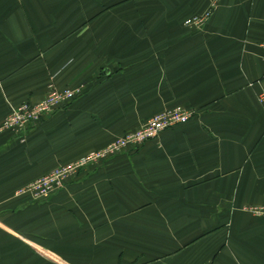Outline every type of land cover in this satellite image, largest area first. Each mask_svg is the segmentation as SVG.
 <instances>
[{"label":"crops","instance_id":"obj_1","mask_svg":"<svg viewBox=\"0 0 264 264\" xmlns=\"http://www.w3.org/2000/svg\"><path fill=\"white\" fill-rule=\"evenodd\" d=\"M263 43L264 0H0V125L78 89L23 139L0 129V264H264ZM177 106L194 116L15 194Z\"/></svg>","mask_w":264,"mask_h":264},{"label":"built area","instance_id":"obj_2","mask_svg":"<svg viewBox=\"0 0 264 264\" xmlns=\"http://www.w3.org/2000/svg\"><path fill=\"white\" fill-rule=\"evenodd\" d=\"M211 8L201 14L184 20L186 26L200 27L208 21ZM264 48V43L262 44ZM264 60V53L262 56ZM78 89L73 87H57L50 82L47 85L45 96L35 102L23 101L17 105H10V111L2 121L0 129H8L23 139L28 128L55 109L67 104L76 95ZM260 100L264 101V90L260 93ZM195 111L189 107L177 106L151 115L140 126L124 132L111 139L106 145L91 150L79 157L61 163L33 181L18 188L16 195H28L32 200L47 198L51 192L62 188L72 178L86 167L101 164L110 156L130 148H136L145 141L156 138L160 132L192 118ZM253 211L264 214V208H255Z\"/></svg>","mask_w":264,"mask_h":264},{"label":"rangeland","instance_id":"obj_3","mask_svg":"<svg viewBox=\"0 0 264 264\" xmlns=\"http://www.w3.org/2000/svg\"><path fill=\"white\" fill-rule=\"evenodd\" d=\"M185 25V24H184ZM186 26V25H185ZM57 166V165H56Z\"/></svg>","mask_w":264,"mask_h":264}]
</instances>
